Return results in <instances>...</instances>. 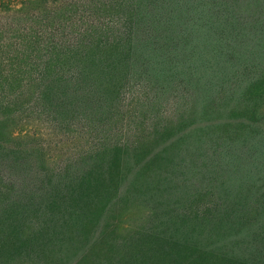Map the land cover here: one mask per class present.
Returning <instances> with one entry per match:
<instances>
[{
  "label": "trees",
  "instance_id": "16d2710c",
  "mask_svg": "<svg viewBox=\"0 0 264 264\" xmlns=\"http://www.w3.org/2000/svg\"><path fill=\"white\" fill-rule=\"evenodd\" d=\"M24 6L0 0V264H264V0Z\"/></svg>",
  "mask_w": 264,
  "mask_h": 264
},
{
  "label": "rangeland",
  "instance_id": "374dc122",
  "mask_svg": "<svg viewBox=\"0 0 264 264\" xmlns=\"http://www.w3.org/2000/svg\"><path fill=\"white\" fill-rule=\"evenodd\" d=\"M8 2L9 3H11V5L12 6H14V8L17 10H20V9H23L25 6V3H32V4H35L36 2H37V0H8ZM40 14L41 15H43V12H40ZM41 15H39V14H35L33 17H34V19H37V18H44V16H41ZM34 24H36L37 25V21H32ZM29 73H28V71H23V72H16V73H14L12 76H15V77H17V78H20V77H22L23 75H28ZM98 113V112H97ZM96 117H98L97 115H96ZM30 121V124H32V120H29ZM38 125V124H36V122H34L33 121V125ZM128 124H119V126H127ZM116 129H119L120 130V128H116ZM110 132H114V128H111L110 129ZM113 135V134H112ZM107 138H108V141H109V134L107 135ZM84 149H93V147H92V145H85L84 146ZM137 219V218H136ZM136 219H135V217H133V218H129V217H127L125 220L126 221H128V222H135L136 223Z\"/></svg>",
  "mask_w": 264,
  "mask_h": 264
}]
</instances>
